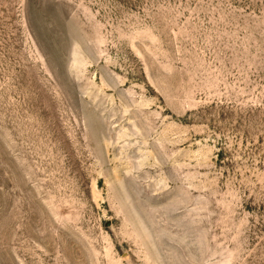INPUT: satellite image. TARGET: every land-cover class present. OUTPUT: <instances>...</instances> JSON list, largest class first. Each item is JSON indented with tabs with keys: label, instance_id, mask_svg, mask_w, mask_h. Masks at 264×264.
I'll return each mask as SVG.
<instances>
[{
	"label": "rangeland",
	"instance_id": "374dc122",
	"mask_svg": "<svg viewBox=\"0 0 264 264\" xmlns=\"http://www.w3.org/2000/svg\"><path fill=\"white\" fill-rule=\"evenodd\" d=\"M0 264H264V0H0Z\"/></svg>",
	"mask_w": 264,
	"mask_h": 264
}]
</instances>
